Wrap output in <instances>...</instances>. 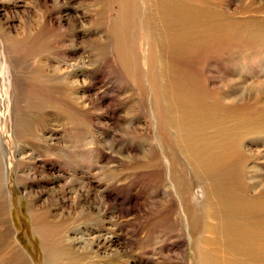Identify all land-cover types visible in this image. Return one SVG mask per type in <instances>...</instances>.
<instances>
[{"label":"rangeland","instance_id":"1","mask_svg":"<svg viewBox=\"0 0 264 264\" xmlns=\"http://www.w3.org/2000/svg\"><path fill=\"white\" fill-rule=\"evenodd\" d=\"M152 1L0 0V182L11 202L0 199V264L16 242L47 264L33 213L64 264L119 262L118 250L129 264H196L204 223L189 234L184 212L201 216L213 191L168 126L193 98L243 125L242 200L221 194L247 203L251 243L264 246V0ZM168 162L185 208L167 190ZM74 237L94 242L71 249ZM232 247L220 253L264 264V249Z\"/></svg>","mask_w":264,"mask_h":264},{"label":"bare ground","instance_id":"2","mask_svg":"<svg viewBox=\"0 0 264 264\" xmlns=\"http://www.w3.org/2000/svg\"><path fill=\"white\" fill-rule=\"evenodd\" d=\"M152 2V5L155 6L156 4L158 9L160 8L157 3L159 1L153 0ZM160 2L162 3L161 0ZM122 12L124 17L126 18H129L132 15L130 12V8L128 7H125ZM156 14H158V12ZM129 23H131V21L122 20V24H124L125 26V31L129 30ZM145 23L146 22L142 23L143 29L145 28ZM117 36L119 40H121L122 38L123 41L122 34L121 37L119 35ZM120 45L121 48L119 49H122V51L124 52L125 45L121 42ZM22 66L24 68L26 65L22 64ZM21 79L22 78H20V80ZM184 108L185 110L179 109L175 111L174 116H170L168 126L172 127L176 136L178 137L177 140L180 145L179 150L183 154L186 161L190 163L191 166L189 167H191L192 169H198L201 175H206L200 183L202 188H204L205 190L211 189L213 191L211 192L206 190L205 192L204 196L205 200L207 199V203L204 204L201 216H199V213L195 210V213L192 217L193 220L190 221L189 215L191 214V211L186 208L187 212H184L186 221L188 222L189 234L195 233L197 228H201V224L204 223V226L202 225L204 235L201 238V243H198L194 246L197 254L200 252V249L202 247H204L206 251L202 250L199 256L196 255V264H245L241 262L234 263L231 258H228V255L220 253L222 249H219L220 245L231 247L236 245V252L238 250L241 251V249H255L256 252L259 253L264 249L262 243H258L256 246H253V244L251 243L253 236L248 232V223L243 219L248 211L247 203L232 200L231 197V199L228 198L229 194L227 195V197L221 194L222 189L230 188V191L233 194H237L242 200L241 188L238 186L237 180H239V177H241V170H245V168H243L244 165H241V153L239 154V150H241V145L239 142V131H241V127H243V125L241 124V121H238L236 119H222L223 117L220 118L217 114L206 111L207 104L200 103L194 98L190 99L189 103L184 105ZM256 124L261 126L257 121ZM0 162L2 164L0 176L3 172V177L5 178L6 182V173L4 171L5 164L3 163L2 156H0ZM168 163V165L170 166L171 163ZM175 176L177 175H173V171L170 166V172L168 173L167 178L169 180V182L167 183V190H170L171 193H176L181 201V206L185 208L184 202H186L185 200L187 197L185 195L182 196V194L180 193L178 186L174 180L176 179ZM5 182H0V199L6 197L7 203L8 205H10L11 202H9V198L4 187ZM230 185L232 186L230 187ZM228 200H231V204L229 207L230 214L224 216L221 215V219L217 218L215 216V213L217 211L221 212L220 209L227 208ZM218 203L219 205H217ZM0 204H3L1 200ZM33 219L36 230L43 238V245L47 254V264H64L62 262V256L65 254V252L60 251L61 248H59L57 245L49 243L48 236L46 235L47 228L44 225L46 221L43 218L42 221L41 218L36 215V213H33ZM207 223L209 224L208 226ZM47 226L52 228L49 225ZM57 228L58 229L54 228L53 231H58L59 227ZM251 231L255 235H262V231L259 229H254ZM64 237L66 240H68V242L72 239L70 235L67 236L65 234ZM98 241L97 254H99V249L103 246V244H106V241L101 243V238H98ZM93 242L94 239H88L84 240L81 243H77L74 237L70 248L74 249L78 247L83 249L88 246L92 247ZM101 244L102 246L100 247ZM241 244H244V246L246 247L241 248ZM5 247L8 249L6 252H4L7 256L6 260L4 262L2 261L3 263L1 264H32L28 255L25 253L22 247L18 245L17 242L16 245H11L10 247L6 245ZM116 252L121 253V255H119L121 259L119 260V262L115 259L107 260L105 258H99V264H129L128 261L123 262V253L127 251L118 250ZM98 256L99 255H97V257ZM4 259L5 258H3V260ZM94 260L95 258L91 257L89 261L83 262L81 264H93Z\"/></svg>","mask_w":264,"mask_h":264}]
</instances>
